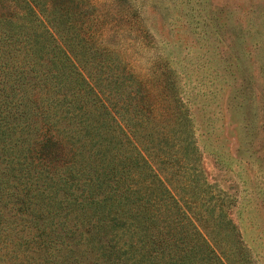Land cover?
<instances>
[{"label": "trees", "instance_id": "1", "mask_svg": "<svg viewBox=\"0 0 264 264\" xmlns=\"http://www.w3.org/2000/svg\"><path fill=\"white\" fill-rule=\"evenodd\" d=\"M155 47L132 0H0V264H251Z\"/></svg>", "mask_w": 264, "mask_h": 264}, {"label": "rangeland", "instance_id": "2", "mask_svg": "<svg viewBox=\"0 0 264 264\" xmlns=\"http://www.w3.org/2000/svg\"><path fill=\"white\" fill-rule=\"evenodd\" d=\"M132 4L181 79L208 181L232 197L251 264H264V0Z\"/></svg>", "mask_w": 264, "mask_h": 264}]
</instances>
